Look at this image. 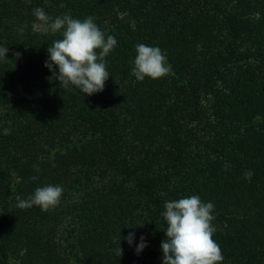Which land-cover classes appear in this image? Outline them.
Masks as SVG:
<instances>
[{
    "label": "trees",
    "instance_id": "1",
    "mask_svg": "<svg viewBox=\"0 0 264 264\" xmlns=\"http://www.w3.org/2000/svg\"><path fill=\"white\" fill-rule=\"evenodd\" d=\"M35 8L115 37L102 92L60 87ZM140 43L168 75L136 80ZM0 46V264H163L164 205L191 195L222 264H264V0H0ZM48 184L56 207H17Z\"/></svg>",
    "mask_w": 264,
    "mask_h": 264
},
{
    "label": "clouds",
    "instance_id": "2",
    "mask_svg": "<svg viewBox=\"0 0 264 264\" xmlns=\"http://www.w3.org/2000/svg\"><path fill=\"white\" fill-rule=\"evenodd\" d=\"M33 15L38 21L33 27L40 33L55 34L63 30L62 38L48 47L49 59L45 62V67L53 71L54 78L59 80L60 87L67 90L72 85L88 96L102 92L110 76L105 58L117 45L115 37L106 36L91 16L81 20L65 14L53 19L42 8H35ZM26 27H21L19 31L22 33ZM8 50L0 46V60H7ZM135 52L131 74L137 81H143L146 77L160 79L171 72L166 55L159 47L140 43L135 46ZM4 134H11V130L4 129ZM36 170L39 171L38 168ZM37 178L32 177L33 180ZM62 194L63 188L59 185L37 187L27 199L17 196V207L29 209L37 206L46 212L60 203ZM164 208L161 215L167 227L166 239L161 242L163 264H222V250L213 239L217 229L212 223L215 217L211 202L191 195L168 201ZM124 239L132 245L134 233H129ZM145 247V238L141 236L136 252ZM115 252L118 256L123 254L120 246Z\"/></svg>",
    "mask_w": 264,
    "mask_h": 264
}]
</instances>
